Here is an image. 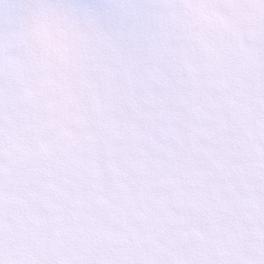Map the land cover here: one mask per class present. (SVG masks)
Returning a JSON list of instances; mask_svg holds the SVG:
<instances>
[{
	"label": "snow or ice",
	"instance_id": "1",
	"mask_svg": "<svg viewBox=\"0 0 264 264\" xmlns=\"http://www.w3.org/2000/svg\"><path fill=\"white\" fill-rule=\"evenodd\" d=\"M0 264H264V0H0Z\"/></svg>",
	"mask_w": 264,
	"mask_h": 264
}]
</instances>
